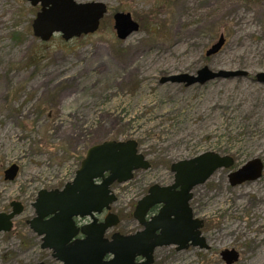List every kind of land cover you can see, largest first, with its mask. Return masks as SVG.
Returning a JSON list of instances; mask_svg holds the SVG:
<instances>
[{
    "label": "rangeland",
    "instance_id": "374dc122",
    "mask_svg": "<svg viewBox=\"0 0 264 264\" xmlns=\"http://www.w3.org/2000/svg\"><path fill=\"white\" fill-rule=\"evenodd\" d=\"M77 1L107 5L99 30L44 43L32 29L39 7L0 0V213L12 202L24 206L12 231L0 233V264H60L27 224L38 193L72 182L92 146L129 140L152 167L112 185L111 212L121 222L107 238L141 231L133 212L149 188L173 184L172 164L210 152L235 163L193 191L209 249L160 247L153 264H225L224 250L240 254L235 264H264V171L235 187L228 178L253 159L264 163V83L255 79L264 73V0ZM117 13L140 25L124 41L114 30ZM221 35L223 48L207 57ZM204 67L248 75L161 83ZM14 164L18 175L6 181Z\"/></svg>",
    "mask_w": 264,
    "mask_h": 264
},
{
    "label": "water",
    "instance_id": "95a60500",
    "mask_svg": "<svg viewBox=\"0 0 264 264\" xmlns=\"http://www.w3.org/2000/svg\"><path fill=\"white\" fill-rule=\"evenodd\" d=\"M39 7L32 24L34 36L41 42H49L60 35L65 42L95 34L108 12L102 2H78L77 0H27ZM140 25L129 13L114 15V30L124 41L138 32ZM225 36L206 51L210 57L223 48ZM243 71L213 72L204 67L196 76L183 74L163 78L161 83L205 84L218 78L246 77ZM255 79L264 83V73ZM234 159L215 153H205L193 159L171 165L174 182L170 186L153 185L147 195L138 201L133 212L134 219L142 227L133 235L114 233L110 239L106 233L119 225L120 218L111 212L117 201L111 187L134 178L139 170L151 169V163L138 151V143L108 141L88 149L72 182L61 190H41L35 203V217L27 221L30 229L41 238V249L52 252V258L60 264H153L154 252L164 246H175L177 251L190 246L208 250L203 236L204 221L194 217L191 201L193 190L205 184L218 170L229 169ZM264 163L253 159L232 171L228 178L231 186L255 182L263 176ZM19 167L14 164L4 172L6 181H14ZM161 206L156 215H150L155 206ZM10 213H0V233L13 229V220L22 214L20 202L10 204ZM108 212L102 222L98 216ZM89 218L91 223L79 227L75 219ZM82 235L83 238H78ZM111 256L110 260H106ZM142 258L141 262H135ZM221 258L225 264H235L240 254L224 250ZM38 264H45L43 262Z\"/></svg>",
    "mask_w": 264,
    "mask_h": 264
},
{
    "label": "flooded vegetation",
    "instance_id": "af4514ba",
    "mask_svg": "<svg viewBox=\"0 0 264 264\" xmlns=\"http://www.w3.org/2000/svg\"><path fill=\"white\" fill-rule=\"evenodd\" d=\"M170 186V185H169ZM194 191V190H193ZM193 200V199H192ZM192 202V201H191ZM190 205H191V203H190ZM160 207L161 206H155L153 209H152V211H151V213L153 214V215H155V214H157V212H158V210L160 209ZM192 208V207H191ZM12 211V210H11ZM10 210H9V212L8 213H10L11 212ZM2 213H4V212H2ZM7 213V214H8ZM107 215V213L105 212V213H103L102 215H100L98 218H99V222H102L103 220H104V218H105V216ZM102 216H104V218H103V220H101V217ZM195 217V216H194ZM16 219V218H15ZM15 219L13 220V227H14V224H15ZM75 222H76V225L77 226H79V227H81V226H83V225H86V224H88L89 222H88V220L86 219V218H77L76 220H75ZM79 238H82V236H79ZM142 261V258H137L136 259V261L135 262H141Z\"/></svg>",
    "mask_w": 264,
    "mask_h": 264
}]
</instances>
